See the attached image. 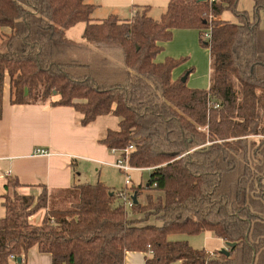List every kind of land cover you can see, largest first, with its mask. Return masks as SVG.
<instances>
[{"label": "trees", "instance_id": "16d2710c", "mask_svg": "<svg viewBox=\"0 0 264 264\" xmlns=\"http://www.w3.org/2000/svg\"><path fill=\"white\" fill-rule=\"evenodd\" d=\"M238 2L169 0L158 19L141 7L130 20L92 22L85 0H0V118L6 77L11 105L71 107L82 127L111 115L117 129L99 143L133 146L128 163L149 172L144 189L157 193L142 204L143 187H133L137 204L127 210L101 182L33 196L9 178L0 264L31 249L51 264H124L126 252L147 254L145 264H264V0H252V18ZM225 11L236 23L220 20ZM79 23L81 41L67 39ZM174 30L198 31L209 51L207 89L181 81L193 69L173 79L185 58L156 61ZM205 232L227 256L169 238Z\"/></svg>", "mask_w": 264, "mask_h": 264}, {"label": "crops", "instance_id": "0c3cea01", "mask_svg": "<svg viewBox=\"0 0 264 264\" xmlns=\"http://www.w3.org/2000/svg\"><path fill=\"white\" fill-rule=\"evenodd\" d=\"M85 1L95 7L93 14L99 15L95 16V20H103L109 16L130 20L136 8L141 7H147L149 15L153 19H158L169 2V0ZM237 9L246 12L250 18L253 17L252 0H239ZM220 20L231 23L237 21L229 11L223 12ZM259 27L264 30L263 13L259 16ZM67 39L76 42L81 41L72 38ZM175 40H181L182 45L183 43L194 42L196 47L199 33L195 30H174L171 41L163 44L162 52L167 54L164 55V58L163 56L159 58V54L157 62H163L166 58L178 59L179 57H184L186 61L190 59L187 64L192 61L193 57L187 56V52L185 54L171 52L170 48ZM186 48L190 53L191 49ZM206 52L209 59L208 49ZM191 68L193 71L187 77L188 80L195 76L194 65ZM179 69L177 67L173 70V79H177L183 74V72H179ZM206 75L208 77L206 78L207 83L202 89H207L209 86L210 67ZM58 98L57 95H54L52 101H57ZM78 120L74 109L71 107L50 106L48 103L11 105L9 80L7 77L5 78L0 118V219L5 216L3 207L4 185L9 178L15 179L21 185L20 192L22 194L38 196L41 187H45L49 191L65 190L77 184L78 178L86 175L90 172L89 170L96 172L103 168H115L113 163L117 159V154H112L104 145L99 143L105 133L103 134L100 128L96 126V121L89 126L82 127ZM36 149L48 150L51 155L47 157L35 156L34 151ZM96 182H101L107 186L106 180L96 179L94 183ZM43 216L44 211H40L37 213V218L34 217L35 221L31 222L38 225ZM223 244L226 248L224 242ZM206 252L211 254L216 251ZM146 256L147 254L141 252H126L124 264H145ZM23 261L24 264H51V257L31 249ZM10 264L15 263L11 261Z\"/></svg>", "mask_w": 264, "mask_h": 264}, {"label": "rangeland", "instance_id": "374dc122", "mask_svg": "<svg viewBox=\"0 0 264 264\" xmlns=\"http://www.w3.org/2000/svg\"><path fill=\"white\" fill-rule=\"evenodd\" d=\"M95 16H99V15L92 14L91 16L92 22L96 21ZM84 26H85L84 23H79L71 27L69 30H67L66 37L72 38L77 41L81 40L82 39L81 34H82ZM180 41L181 40H175V42L172 43L173 46L170 48L171 52H174L175 54H185V52H187L186 53L188 54L187 56H190V57L192 56L193 59L188 64L187 62L190 59H187V61L183 62L182 64H179V68H180L179 72H183L184 74L186 71L189 70V68L192 69L191 67L194 65V69L196 71L195 76L191 78L190 80L187 79V86H190L192 88L202 89L206 86V83H207L206 78H208L206 77L207 76L206 72L208 71V68L210 67L208 55L206 52L207 48L202 46L199 43V40H198L196 47L194 45V42L187 43V44L183 43L182 45L181 44L182 42ZM186 47L191 49L190 53L187 51ZM165 54L167 53L162 52L158 57L160 58L163 56L164 58ZM178 59H180V57ZM117 124H118V119L111 115L104 116L96 120V126L100 128L103 134L106 132L107 129L116 130L118 126ZM89 171L90 172H88L86 175H83L82 177L78 178V183L93 184L96 181V179L100 181L106 180L107 186H109L114 191L115 194H117L120 191H124L126 193H132L133 187L142 186L143 187V190L141 191L142 193L138 197V201L142 204L145 203V199L147 195H153V197L157 195V193L155 192L144 189L147 186V182L149 178V172L147 170L142 169V170L131 171L129 173L131 184L128 187L125 186L126 175L122 171L116 168H103L102 170L100 171L97 170L96 172H94L93 170L92 171L89 170ZM263 186H264V180H263ZM39 194H41V191L39 192ZM35 216L37 218V213L31 217V221H35V218H34ZM150 222L156 226L162 225V222L156 219H152L150 220ZM169 238L172 241H186L193 249H196V250L220 251V250L226 249L222 240L217 239L212 233H209V232H205V233L193 235V236L172 235Z\"/></svg>", "mask_w": 264, "mask_h": 264}, {"label": "built area", "instance_id": "2783aa9c", "mask_svg": "<svg viewBox=\"0 0 264 264\" xmlns=\"http://www.w3.org/2000/svg\"><path fill=\"white\" fill-rule=\"evenodd\" d=\"M213 1V0H210ZM203 39L205 41H208L210 39V35L208 32L203 34ZM133 146H129L127 149H125L123 152H118L116 150H111L112 154H117V159L116 161L113 163V166L122 171L126 177H125V186L128 187L131 184V180H130V176L129 173L133 170H140V169H136V168H132L130 166V164L128 163V155L130 152L133 151ZM34 155L35 156H43V157H47L50 156L51 153L48 150L45 149H36L34 151ZM123 155V156H122ZM117 198L120 200V202H122L123 206L125 209L129 210L132 208L133 206V202H132V193H126L124 191H120L117 194ZM10 260L14 261L15 264H24L23 259L20 260V262L17 261V258H15L14 256H10Z\"/></svg>", "mask_w": 264, "mask_h": 264}, {"label": "water", "instance_id": "95a60500", "mask_svg": "<svg viewBox=\"0 0 264 264\" xmlns=\"http://www.w3.org/2000/svg\"><path fill=\"white\" fill-rule=\"evenodd\" d=\"M197 1H199V2H204V1H207V0H197ZM186 78H187V75H184L183 77H182V79H181V81L182 82H185L186 81ZM54 95H55V93H54ZM132 202H133V204H137V197L135 196V195H133L132 196ZM235 246V244H227V247H229V248H232V247H234ZM221 254H224V255H228V251H227V249H223V250H220L219 251ZM20 258H18L17 259V261L18 262H20Z\"/></svg>", "mask_w": 264, "mask_h": 264}]
</instances>
